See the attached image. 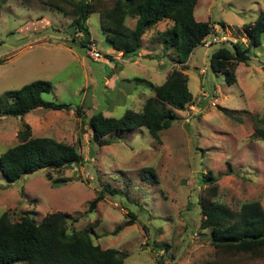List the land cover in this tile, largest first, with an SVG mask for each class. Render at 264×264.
Masks as SVG:
<instances>
[{
  "label": "rangeland",
  "instance_id": "1",
  "mask_svg": "<svg viewBox=\"0 0 264 264\" xmlns=\"http://www.w3.org/2000/svg\"><path fill=\"white\" fill-rule=\"evenodd\" d=\"M262 11L264 0H198L195 18L210 21L213 31L218 28L226 38L197 46L183 67L174 48L165 50L169 44L162 32L173 26L169 19L148 30L139 56L128 60L110 46L99 13H92L90 49L102 54L94 60L79 42L80 33L71 41L73 17L38 0H0V96L48 80L52 88L43 99L72 106L0 117V156L29 125L33 137L74 145L85 159L61 174L41 170L13 182L0 168V214L8 212L13 221L27 214L40 222L49 213L65 212L70 231L98 221L92 237L103 248L128 254L126 264H264V257L217 250L211 231L200 228V201L214 192L212 199L232 211L246 201L264 203V141L254 134L256 117H264V33L262 44L250 47L249 63L237 66L236 83L210 66L220 46L249 45L245 28ZM136 20L129 16L128 26L133 28ZM174 68L187 75L194 100L185 110H175L160 141L140 127L105 136L110 145L93 142L84 118L100 111L108 117L141 111L153 95L151 85L163 83ZM210 173L217 180L203 181ZM61 179L68 182L54 184ZM101 192L104 199L89 212ZM129 220L134 223L113 235Z\"/></svg>",
  "mask_w": 264,
  "mask_h": 264
},
{
  "label": "trees",
  "instance_id": "2",
  "mask_svg": "<svg viewBox=\"0 0 264 264\" xmlns=\"http://www.w3.org/2000/svg\"><path fill=\"white\" fill-rule=\"evenodd\" d=\"M55 8L64 16H71V41H77L80 33L86 49L92 45V34L88 19L98 12L101 27L110 46L122 51L125 59L139 56L142 37L159 22L169 19L173 26L162 34L174 48L179 63L184 67L193 50L203 44L213 31L210 21H198L194 10L198 0H38ZM129 16L136 17L133 28L127 24ZM249 45L232 42L231 46H220L210 60L215 72H223L229 83H236V68L240 63H249L250 47L262 44L264 33V11L254 22L246 26ZM171 46V47H169ZM52 82L36 80L21 88L5 92L0 96V117H24L36 108L51 110L71 109L65 103L43 99V93L50 91ZM153 95L145 100L143 109L126 110L121 117L105 116L101 111L94 113L87 123L93 142L110 145L112 140L104 139L114 132H123L146 127L151 135L160 141L161 132L169 129L175 118V110H185L194 100L188 86V77L180 69L174 68L167 79L159 85H151ZM77 108V107H76ZM79 113L80 111L78 107ZM254 134L264 141V117H256ZM19 142L8 148L0 156V168L8 181H16L22 176L38 171L52 170L61 174L67 166H78L85 162L80 151L71 144L55 138L33 137L29 125L18 133ZM203 181L217 180L213 175H204ZM68 179L54 181L63 185ZM106 190L107 187H105ZM113 193V191H111ZM101 192L90 203L89 212L96 209L104 199ZM215 194V192H214ZM200 201L202 220L200 228L209 229L210 239L215 248L227 255H249L264 257V203L260 200L244 202L238 211H232L216 195ZM69 215L65 212H52L38 222L25 214L13 221L8 212L0 214V264H126L128 254L116 248H103L93 237V228L98 221L81 230L70 231L67 227ZM129 220L113 231L117 235L125 226L132 225ZM157 264H163L162 262ZM214 264H233L214 261Z\"/></svg>",
  "mask_w": 264,
  "mask_h": 264
},
{
  "label": "built area",
  "instance_id": "3",
  "mask_svg": "<svg viewBox=\"0 0 264 264\" xmlns=\"http://www.w3.org/2000/svg\"><path fill=\"white\" fill-rule=\"evenodd\" d=\"M215 31H212V33L210 34V38L206 39L202 45L207 46L209 45L211 42H220L221 40H225V36L222 35L220 31H218V28L214 29ZM223 42V41H222ZM221 43V42H220ZM89 55L92 59L94 60H98L99 58H101L102 54L100 51H97V49L95 47H93L92 49H89ZM204 71V70H203ZM212 106H217V98L214 99L211 102ZM192 110L194 109L193 106L190 107Z\"/></svg>",
  "mask_w": 264,
  "mask_h": 264
},
{
  "label": "crops",
  "instance_id": "4",
  "mask_svg": "<svg viewBox=\"0 0 264 264\" xmlns=\"http://www.w3.org/2000/svg\"><path fill=\"white\" fill-rule=\"evenodd\" d=\"M159 64H162V65L164 64V65H165V63H164V62H162V63H159Z\"/></svg>",
  "mask_w": 264,
  "mask_h": 264
}]
</instances>
